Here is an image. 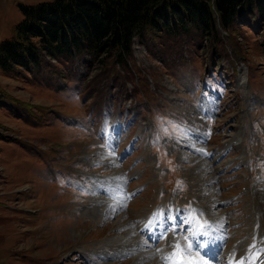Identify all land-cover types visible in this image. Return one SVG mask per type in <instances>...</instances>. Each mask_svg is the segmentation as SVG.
<instances>
[{
  "label": "rangeland",
  "instance_id": "obj_1",
  "mask_svg": "<svg viewBox=\"0 0 264 264\" xmlns=\"http://www.w3.org/2000/svg\"><path fill=\"white\" fill-rule=\"evenodd\" d=\"M46 1L0 0V41L19 4ZM252 16L217 58L192 33L146 30L127 77L88 82L95 70L52 57L0 69V264H256L264 29Z\"/></svg>",
  "mask_w": 264,
  "mask_h": 264
},
{
  "label": "trees",
  "instance_id": "obj_2",
  "mask_svg": "<svg viewBox=\"0 0 264 264\" xmlns=\"http://www.w3.org/2000/svg\"><path fill=\"white\" fill-rule=\"evenodd\" d=\"M19 10L14 35L0 41V69L41 71L46 57L77 59L96 72L88 82L132 73L133 38L143 40L148 31L167 37L192 33L197 46L217 58L224 53L223 34L232 39L239 18L253 15L264 29V0H52L19 4Z\"/></svg>",
  "mask_w": 264,
  "mask_h": 264
},
{
  "label": "bare ground",
  "instance_id": "obj_3",
  "mask_svg": "<svg viewBox=\"0 0 264 264\" xmlns=\"http://www.w3.org/2000/svg\"><path fill=\"white\" fill-rule=\"evenodd\" d=\"M197 164H201V163H197ZM199 174V173H198ZM197 174V175H198ZM199 176V175H198ZM198 176H197V178H198ZM118 179H120V177H117ZM109 188V187H108ZM113 188L115 189V190H118V186H113ZM119 192H120V190H119ZM115 196H117V198H116V200L118 201V200H120V199H122V197L124 198V196H122V194H120V195H115ZM115 196H114V198H115ZM261 199H264V196H262L261 197ZM107 204V203H106ZM105 204V205H106ZM104 205V206H105ZM263 211H264V209H263ZM262 217V216H261ZM123 222V221H122ZM259 224H260V230L261 231H263V228H264V218H260L259 219ZM127 224H124L123 226L125 227ZM127 227V226H126ZM125 227V228H126ZM261 234H262V232H260V234L258 235V237L262 240V239H264V238H261ZM264 241V240H263ZM262 243V242H261ZM264 243V242H263ZM256 244V243H255ZM259 244V243H258ZM255 247V246H254ZM259 247V246H258ZM251 248H253V247H251ZM250 248V249H251ZM249 249V250H250ZM183 250V249H182ZM252 250V249H251ZM256 252H257V257H256V259H255V262H256V264H264V245L263 246H261L260 248H258L257 250H256ZM249 253V252H248ZM255 254V253H254ZM147 255H144V257H146ZM175 257L177 258L176 260H178L179 259V255L178 254H176L175 255ZM254 257V256H253ZM241 258V257H240ZM175 260V261H176ZM180 260V259H179ZM186 261H188V260H186ZM235 261V260H234ZM185 262V260H181V264H183ZM236 262V261H235ZM254 262V261H253ZM166 263V262H165ZM237 264V263H236Z\"/></svg>",
  "mask_w": 264,
  "mask_h": 264
},
{
  "label": "snow or ice",
  "instance_id": "obj_4",
  "mask_svg": "<svg viewBox=\"0 0 264 264\" xmlns=\"http://www.w3.org/2000/svg\"><path fill=\"white\" fill-rule=\"evenodd\" d=\"M177 183L179 184L180 182L178 181ZM155 215H156V214H154V216H155ZM151 223H153L152 220L149 221V225H150ZM146 226H147V225H146ZM205 235H207V233H205ZM205 243H212L211 238H210L209 240L205 241ZM199 246L203 247V245H199ZM188 247H191V245H189ZM176 248H177V251H179V248H180L179 244L176 245Z\"/></svg>",
  "mask_w": 264,
  "mask_h": 264
}]
</instances>
